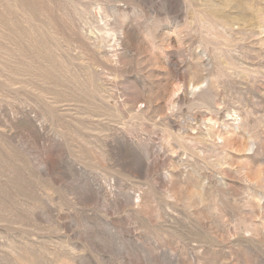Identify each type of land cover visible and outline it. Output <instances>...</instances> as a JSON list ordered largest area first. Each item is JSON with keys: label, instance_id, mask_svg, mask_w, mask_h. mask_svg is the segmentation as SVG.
<instances>
[{"label": "rangeland", "instance_id": "374dc122", "mask_svg": "<svg viewBox=\"0 0 264 264\" xmlns=\"http://www.w3.org/2000/svg\"><path fill=\"white\" fill-rule=\"evenodd\" d=\"M0 264H264V0H0Z\"/></svg>", "mask_w": 264, "mask_h": 264}]
</instances>
